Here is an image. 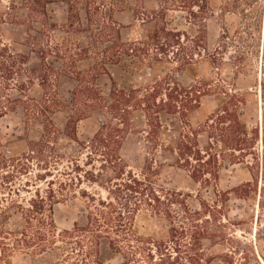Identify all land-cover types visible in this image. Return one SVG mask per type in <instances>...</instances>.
I'll return each instance as SVG.
<instances>
[{
    "label": "rangeland",
    "instance_id": "obj_1",
    "mask_svg": "<svg viewBox=\"0 0 264 264\" xmlns=\"http://www.w3.org/2000/svg\"><path fill=\"white\" fill-rule=\"evenodd\" d=\"M49 1L37 0L45 14H32L25 0H0V40L28 58L10 92L13 111L0 119V155L23 158L41 139L53 150L45 144L39 148L45 157H29L28 170L16 174L13 186H0V198L5 204L11 197L22 198L26 205L36 190L45 196L51 180L55 193L61 190L59 182H65V195L54 208L59 231L87 223L94 203L89 196L114 199L125 215L139 203L132 227L136 237L121 240L130 264H264V0H205L202 10L185 6L184 0ZM33 28L40 47L32 48L28 40ZM168 31L178 34L174 38L180 45L165 46L163 52L157 39L168 43ZM126 42L142 43L146 50L127 53ZM193 44L200 55L192 64L180 65ZM79 74L90 76L85 79L93 83L92 102L99 101V92L110 102L112 86L117 95L118 90L139 91L137 100L121 103L130 110L131 124L123 126L121 156L127 167L121 177L84 148L103 124L122 123L108 109L84 104L88 98L77 92ZM42 75L47 77L44 85ZM156 85L158 99L167 101L169 93L174 100L158 109L154 142L146 108L134 102ZM200 90L197 108L194 96ZM234 94L243 100L241 116L250 129L258 127L259 135L254 159L249 155L244 162L229 164L222 156L228 148L220 143L228 121L215 117L223 106L232 107ZM70 118L74 135L68 136ZM49 119L54 128L47 125ZM182 140L203 156L198 179L192 171L200 163L193 158V166H185L179 160ZM208 159L211 165L205 163ZM73 162L79 170H73ZM128 172L141 178L143 187L150 186L160 202L150 199L151 193L142 197L123 187ZM117 186L121 192L116 198L109 188ZM22 224L16 214L8 227L15 230ZM82 240L80 245L75 237H59L55 251L41 256L17 252L12 264H81L89 246L87 238ZM121 260L117 256L110 264Z\"/></svg>",
    "mask_w": 264,
    "mask_h": 264
},
{
    "label": "trees",
    "instance_id": "obj_2",
    "mask_svg": "<svg viewBox=\"0 0 264 264\" xmlns=\"http://www.w3.org/2000/svg\"><path fill=\"white\" fill-rule=\"evenodd\" d=\"M25 1L29 3L28 8L32 14L38 12L45 14V6L42 5L41 9H38L37 0ZM44 2L48 3L50 1L44 0ZM182 2L185 3V6L189 5L188 7L202 10V3L206 1L184 0ZM70 9L73 10L74 6L70 5ZM87 20H91L89 15H87ZM32 31L33 32L28 34V40L31 44V47H40L39 38L37 34H35L37 31L35 29ZM164 31H166V29ZM168 32L169 33L167 34L171 36V39H169L168 43L165 42V44H163V42H160V40L157 39L159 44H161V50H163L165 46H174L175 44L180 45V41L174 38L178 37V34L170 31ZM157 38H159V35H157ZM122 45L124 46L123 49H125L127 53L131 51L132 53H135V55L143 54V52L146 50V46L142 43L126 42ZM180 49H182V52L185 51V47L183 46H181ZM196 51V45L193 44V46L189 48L187 52L183 53L185 56H183L180 65L192 64L194 62L195 55H200L199 52L196 54ZM112 57L114 58L115 55ZM116 58H119V56H116ZM27 63L28 58L26 55L14 51L8 43L0 40V119L7 115L9 111H13L15 100L11 99L10 92L13 90L12 86H16L15 82H18L16 77L24 72V66ZM103 69L106 72L105 68ZM33 72H35V70ZM78 77L77 92H80L85 96L82 98H88L84 104L91 108H106L110 111L111 115H114L115 119H118V121L122 123L119 125H115L113 123L103 124L102 127L94 134L89 143L84 144V148L90 150L91 154L93 152L96 153V155L99 157L98 159H103L102 166L106 167L110 165V167L113 168L115 175L121 177L124 175V171L127 167L121 156V149L124 143L125 135L124 127L128 128L131 125L129 118L130 110L123 108L121 103L123 101L126 103L129 101L130 103V101H133L134 99L137 100L136 96L139 91L137 88H132L127 94L124 90H118L117 95V88L112 86L110 89V102H108V99L103 96L102 92H99V101L94 102L93 99L92 102L91 88L89 86H92L93 83H90L85 79L86 77L90 76L87 75L82 77L81 74H79ZM28 79V81H31L33 78L28 76ZM40 81H42L41 83L44 85V83L47 81V77L45 75L40 76ZM159 92L160 87L156 85L150 90L147 89L141 96L143 98L134 102V105L137 107L144 106L146 108L147 112L145 117L150 128L148 135L151 139H154V142H157V127L160 125L158 109H162L165 106L171 105V103L168 101L174 100V96L169 93L165 94L167 101H164L161 98L158 99L160 94ZM201 94L202 91L200 90L199 94H195L194 96L196 102L195 107L197 108L200 105L197 103H199L198 98L201 96ZM233 97L235 102L232 104V107L223 106L215 117L218 122L228 121L227 126H225V132L221 136L222 140H220V143L224 145L225 148H228V153H224L222 156H227L226 161L229 164L244 162L249 155H252L254 159L253 155L255 153L252 151H254L259 135L258 127L255 129H250L247 121L238 111L239 105L243 103L241 96L234 94ZM90 102H92L91 105ZM191 102L192 100H190V103ZM27 111L29 110L26 109V112ZM71 121L72 120L70 118L66 124L68 136L74 135L73 132H69ZM46 123L51 128H54V125L50 119L47 120ZM121 125L124 127L121 128ZM45 144L47 146L49 145L48 141H45V139H41L39 142H36V144H34V147L36 146V150L33 149L32 154L29 153L28 155L23 156V158H9V155H0V179L2 182L0 183V186L3 189H10V187L13 186V180L16 174H22L28 170L27 162L29 161V157L31 158L32 155L38 154L40 158L45 157L39 149ZM179 145L180 147L178 155L182 164L185 166H193L191 163L193 158L196 159L198 163H200L198 166H193L194 168L192 171V177L194 179H198L201 177V174L204 171L201 169L204 167V165L201 164L203 156L200 150L195 146H190L188 140L180 141ZM48 147L51 149L50 146ZM49 151L53 154L52 149ZM88 159L89 158L87 157V160ZM210 159L205 161L207 165H211ZM41 161H43V165L48 164L47 160L43 159ZM217 162L219 165H221L220 160H217ZM72 164L74 166L73 170L80 169L78 163L73 162ZM127 175L129 178L121 184L123 187L130 190L133 194L140 192L139 194L142 197L145 195L149 196L151 193L152 198L150 199L160 202V199L154 194V192H152L150 186L146 184V187H143L144 182H142L141 178H137L130 172H128ZM91 176L94 178L95 174H91ZM38 177L40 179L44 178L41 174H38ZM52 183V180L48 183L45 196L41 195L39 190H36L34 196L25 201L26 205H23L24 200H22V198L20 200H15L11 197L10 199H6V204L4 200L0 198V264H12V259L16 253L25 250L30 251L32 256H41L49 251H55L57 249V238H66V236L71 237L72 239H74V237L77 238V244L80 245H82L83 238L88 239V251L86 257L81 260V264H110L111 261H114L117 256L122 257V260L119 264H130V256L129 254L128 256L125 254L127 248L122 244L121 240H129V237L131 236L136 237L132 227L134 211L138 209L139 203L135 202V208L133 210H128V214L125 215L120 210H117L114 199L109 200L108 198H99L96 200L94 196H89L90 200H92L94 203H92V206L90 205L92 210H90L88 213L87 223L84 226H79L77 222H75L71 231H59L54 218V208L57 203L61 202L59 201L61 197L63 198L65 195L63 193V189L66 183L59 182L61 190L58 193H55L51 186ZM109 189L110 193H114L116 195V198L119 197L117 191L121 192V186L112 187ZM106 209L109 210L106 211ZM16 214L21 215L23 224L14 230L8 226H10V220ZM36 221L38 225L34 224ZM193 237L196 240V232H194ZM10 240H12L11 243L9 242ZM63 251L64 249H62V252ZM148 255L150 256L151 254ZM162 256H166V254L162 253ZM131 257L136 256L132 255Z\"/></svg>",
    "mask_w": 264,
    "mask_h": 264
}]
</instances>
